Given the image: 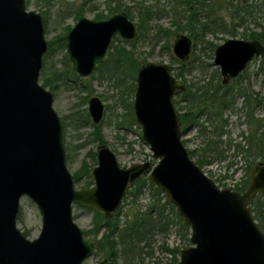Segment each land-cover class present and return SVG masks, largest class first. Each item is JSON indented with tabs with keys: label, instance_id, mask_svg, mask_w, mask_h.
<instances>
[{
	"label": "water",
	"instance_id": "95a60500",
	"mask_svg": "<svg viewBox=\"0 0 264 264\" xmlns=\"http://www.w3.org/2000/svg\"><path fill=\"white\" fill-rule=\"evenodd\" d=\"M136 38L124 13L106 20L82 18L65 36L73 71L89 77L105 59L113 38ZM192 40L176 36L179 61L190 55ZM48 50L42 16L26 0H0V264H83L97 248L73 220V206L113 217L129 187L146 177L188 225L189 246L177 264H264V232L249 203L264 193V163L252 166L243 192L220 189L192 160L182 141L172 98L185 86L166 64L148 63L136 73L133 114L150 161L121 167L106 144L97 147L89 188L76 189L66 167L63 125L53 95L39 83ZM264 57L257 40L229 39L214 51L222 85L236 79L255 57ZM104 107L88 102L93 124ZM29 199L41 217L39 235L29 240L17 227L20 200ZM98 264H109L102 256Z\"/></svg>",
	"mask_w": 264,
	"mask_h": 264
},
{
	"label": "rangeland",
	"instance_id": "374dc122",
	"mask_svg": "<svg viewBox=\"0 0 264 264\" xmlns=\"http://www.w3.org/2000/svg\"><path fill=\"white\" fill-rule=\"evenodd\" d=\"M203 1L206 0H197L196 3L200 4ZM26 2L27 10L39 13L43 18L48 50L43 55L39 83L43 84V78L47 75L52 79V84L56 85L52 91L53 108L63 124L66 167L72 177L83 161L90 166L96 164V161H91V155L96 152L100 144L95 139L91 127L93 123L88 114V101L91 97H97L104 105L102 120L96 126L100 129L104 144L115 154L119 165L129 167L147 161L154 165L156 161L151 159V152L142 140L140 126L136 121L129 122L130 109L127 108L128 106L134 118L132 104L136 74L132 77L129 75V70L124 69L123 72L116 71L107 75L104 74L107 69L103 67V71L95 70L88 78H81L75 73L78 77L74 79L66 73L69 68L66 63L65 44L54 46L51 51L49 50V43L53 39L66 34L76 24L78 13H81V18L90 20H95L98 15L106 17L109 14L108 8L116 7L118 1L50 0L49 3H44L43 0H26ZM119 5L121 9L127 11L124 13L136 26V38L130 42L115 38L111 46L113 44L117 47L125 46L126 49L132 50L137 62L143 65L166 64L176 79L185 87H192L193 90L200 88L211 92L210 87L220 84V94L225 92L224 88H227L230 93L227 98L229 104L221 110L220 121H210L203 115L199 120V125L189 126L182 134V141L186 149L194 153L192 160L195 163L200 162L198 166L217 187L232 191L242 187L247 176L250 175L252 166L260 162L264 163V144L262 150H254L248 141V137L255 134V137L258 139L260 137L264 143V57H255L240 76L222 85L219 69L213 64L215 49L212 47L229 39L243 40L240 36L243 30L264 33V0H232L231 7L226 2L217 7L218 16L229 26L221 32L207 33L202 42L192 41L190 55L184 61H179L174 56L172 46L176 36H188L187 32L174 33L168 37L156 35L159 29L173 31L174 14H176L175 11H179L175 8L179 6L172 0H120ZM195 7L201 8L202 6L195 4ZM147 8L152 11V14L149 16L141 14ZM181 9L182 7L180 11ZM138 24L146 29L138 31ZM261 44L264 46V41ZM181 65H184L182 70H180ZM111 76L116 79H110ZM55 77L59 78L57 83L53 80ZM45 88L51 91L48 86ZM185 92L186 89L182 93H176L173 97V103L179 115L185 113L186 107L189 106V98L184 96ZM211 95V99L217 98V95L213 93ZM247 99L252 105L259 103L254 112V118L259 122L253 123L259 126L257 129L248 120ZM86 113L88 124L79 126L77 121L84 119ZM86 180V178H81L74 182L75 188H87L85 187ZM89 181L93 185V182ZM261 200L264 204V196ZM150 202L151 192L148 186L143 188L136 199L133 198V194L127 195L117 211L119 212V224L123 225L125 222L126 213L143 212ZM166 213H170L169 208H166ZM72 215L74 222L83 233H88L92 229L94 213L91 210L74 205ZM17 227L29 240L35 239L40 233V214L34 203L27 198L20 200ZM101 232L100 230L97 233L96 238L91 233L85 235V238L95 240ZM189 237L190 231L187 241L182 237L176 222L170 224L167 231L154 229L145 236L138 247L124 254L120 253L119 248L116 247L119 253L115 263L177 264L179 253L176 258L177 262L174 263L173 255L163 252L161 247L165 245L169 249L178 248L180 252L181 249L190 245ZM100 258L101 255L93 253L83 264H98Z\"/></svg>",
	"mask_w": 264,
	"mask_h": 264
},
{
	"label": "trees",
	"instance_id": "16d2710c",
	"mask_svg": "<svg viewBox=\"0 0 264 264\" xmlns=\"http://www.w3.org/2000/svg\"><path fill=\"white\" fill-rule=\"evenodd\" d=\"M44 3H49L50 0H43ZM116 7H109L108 12L109 15H112L116 12H127L125 9H121L119 5ZM177 6L175 9H178L179 11H175L176 14H174L175 21L173 22V33L170 31V29H159L156 32V35H172L174 33L178 32H187L189 35L188 37L196 43L202 42L206 36L207 33H213V32H221L226 30L229 26L222 18L218 16L217 7H220L221 4L225 3L229 4V7L232 5V0H206L202 3H196L197 0H172ZM209 1V3H205ZM241 1H247V0H241ZM27 3V2H26ZM211 3V5H209ZM195 4L201 5V8H196ZM180 7H182V11H180ZM219 11V10H218ZM141 14L145 16H149V14H152V11L150 9H145L141 12ZM203 14V15H201ZM81 13L77 14V21L81 19ZM105 17L96 16L95 20H101ZM242 22V20L240 21ZM138 31L141 29H146L143 25L138 24L137 25ZM67 33V32H66ZM143 34V31L141 35ZM65 35H59L55 39H53L49 43V50L54 46H60L65 44ZM234 35V32H233ZM241 38L243 40H257L260 43L264 41V33L256 32V31H247L243 30V33H241ZM166 37V38H167ZM113 43V42H112ZM195 46V45H193ZM217 47V46H216ZM213 47L212 48H216ZM66 57V63L68 65L69 70L66 72L67 75L72 76L74 79L77 77V75L71 70V67L69 65V61ZM143 64H140L137 62L136 56L133 53L132 50H128L125 48V46H115L114 44L109 49L108 58L104 62L103 65H100L97 67L98 71L102 70V67H106L107 71L104 74H111L112 72H123L124 69L129 70V75L134 77L137 70L142 66ZM184 65H181L180 70H182V67ZM103 71V70H102ZM241 75V74H240ZM239 75V76H240ZM110 79H116L114 77H109ZM59 78H54L53 80L55 83L58 82ZM43 87L48 86L50 90L53 91L55 89L56 85L52 84V79H50L47 75L43 78V84H41ZM211 92L209 90H201L200 88H197L195 90L192 89V87L187 86L186 92L184 93L185 97L189 98V106L186 107V112L183 114H180L181 119V130L182 134H184L189 126L192 125H199V120L203 115L208 118V120L212 121H220L221 119V110L228 106V97L230 93L228 92L227 88L225 92H222L219 94L220 90V84H217L213 87H210ZM131 91H133V88H131ZM217 95V98L211 99V94ZM248 111H247V117L248 120L253 124L255 122H259V120L254 118V112L255 107L259 106V103L257 105H252L251 102H249V99L246 100ZM130 112V120L129 122H135V119L132 116L131 108L130 106L127 107ZM83 118V117H82ZM76 123V122H75ZM78 125L81 126V124H88V114H85L84 119H79L77 121ZM254 125V124H253ZM93 134L95 136V139L98 144L105 143L103 141V138L100 133V129L98 126H93ZM254 127L257 129L259 126L254 125ZM248 141L251 144V147H254L255 149L262 150L263 142L261 138H256L255 134H252L248 137ZM194 153L189 151L190 157H192ZM91 161L95 162V153L91 155ZM262 163V162H260ZM197 165L200 166V162H196ZM92 166L88 165L86 161H83L81 167L76 171V173L73 176L74 182L78 181L81 178H86V184L85 187H90L92 183L88 179V172L89 169ZM249 182V175L247 176V180L242 185V187L234 189L235 191L242 192L246 189V186ZM148 186L150 188L151 192V202L149 206L143 211V212H134V213H126V219L123 225H120L118 220L119 212H117L113 217L111 218H104L100 214L94 213L93 215V222H92V229L88 231V233H91L97 237V233L101 230V235L95 239L97 243L96 251L94 252L96 255L105 256L109 264H116L115 260L118 255V251L116 249L119 248L120 253L124 254L126 251L131 250L132 248L138 247V244L142 243L145 236L148 233H151L152 230H161V231H167L170 224H173L176 222V224L179 227V233L182 235V237L187 241V236L189 235V227L188 225L183 221V219L178 215L176 212L174 206L165 198V195H163L155 186L146 178L141 177L137 179L127 190L124 199L129 194H133V198L136 199L142 192L143 188ZM262 195H257L253 200L250 201L249 207L251 210V213L260 228L262 232H264V204L262 203ZM163 200V203H162ZM121 208V207H120ZM166 208H169L170 213H166ZM175 222H174V220ZM87 232L83 233L84 237L88 234ZM161 250L166 253H171L173 255V262H177V255L179 253L178 248L169 249L167 246L163 245L161 247Z\"/></svg>",
	"mask_w": 264,
	"mask_h": 264
},
{
	"label": "flooded vegetation",
	"instance_id": "af4514ba",
	"mask_svg": "<svg viewBox=\"0 0 264 264\" xmlns=\"http://www.w3.org/2000/svg\"><path fill=\"white\" fill-rule=\"evenodd\" d=\"M118 13H124V12H116V13H114V14H112V15H109V14H108V16L106 15L105 18H103V19H101V20H95V21L106 20V19L110 18L111 16H113V15H115V14H118ZM124 14H125V13H124ZM125 15H126V14H125ZM126 16H127V15H126ZM127 18H128V17H127ZM42 19H43V18H42ZM81 19H82V18H81ZM87 19H88V18H87ZM128 19H129V18H128ZM79 20H80V19H79ZM71 29H72V28H71ZM71 29H70V30H71ZM70 30H69V31H70ZM69 31H68V32H69ZM68 32H67V33H68ZM67 33H66V35H67ZM66 35H65V36H66ZM115 38H118V37H115ZM115 38H113V40L111 41V44H112V42H114V39H115ZM118 39H119V38H118ZM64 40H65V38H64ZM111 44H110V47H111ZM65 46H66V42H65ZM110 47H109V49H110ZM109 49L107 50V53H106V56H105L104 61H103L102 63L96 65V67L94 68V71H95V70L98 71L97 67L100 66V65H103L104 62L107 60V58H108L107 56H108ZM215 49H216V48H215ZM214 51H215V50H214ZM66 54H67V53H66ZM67 59H68V61H69V64H71V62H70L68 56H67ZM70 67L72 68V64H71ZM102 68H103V67H102ZM71 70L73 71V68H72ZM94 71H93V72H94ZM170 71H171V70H170ZM73 72H74V71H73ZM74 73H76V72H74ZM136 73H137V72H136ZM76 74H77V73H76ZM92 74H93V73H92ZM92 74H91V75H92ZM171 74H172V73H171ZM77 75H78V74H77ZM91 75H90V76H91ZM78 76H79V75H78ZM78 76H77V77H78ZM90 76H89V77H90ZM79 77H80V76H79ZM81 78H83V77H81ZM87 78H88V77H87ZM135 78H136V77H135ZM177 80H178V79H177ZM178 81H179V80H178ZM179 82H180V81H179ZM135 83H136V82H135ZM180 83H181V82H180ZM184 86H185V85H184ZM44 88H45V87H44ZM45 89H46V88H45ZM185 89H186V87H185ZM46 90H47V89H46ZM134 90H135V89H134ZM48 91H49V90H48ZM184 91H185V90H184ZM49 92L52 93V90L49 91ZM52 95H53V93H52ZM174 96H175V95H174ZM174 96H173V97H174ZM91 98H92V97H91ZM53 99H54V97H53ZM133 100H134V99H133ZM172 101H173V98H172ZM88 102H89V101H88ZM101 103H102V102H101ZM173 104H174V103H173ZM103 107H104V105H103ZM174 107H175V106H174ZM175 110H176V109H175ZM132 111H133V104H132ZM176 112H177V111H176ZM103 113H104V111H103ZM177 113H178V112H177ZM88 114H89V113H88ZM133 115H134V114H133ZM178 115H179V114H178ZM102 117H103V116H102ZM179 117H180V115H179ZM90 118H91V117H90ZM91 122H92V120H91ZM100 122H101V121H100ZM180 122H181V119H180ZM61 123H62V122H61ZM92 123H93V122H92ZM62 125H63V124H62ZM97 125H98V124H97ZM93 126H96V125L93 124ZM103 144H104V143H103ZM100 145H101V144H100ZM96 150H97V149H96ZM95 155H96V152H95ZM92 167H93V166H92ZM89 170H90V169H89Z\"/></svg>",
	"mask_w": 264,
	"mask_h": 264
}]
</instances>
